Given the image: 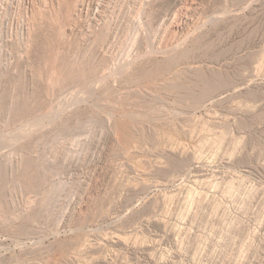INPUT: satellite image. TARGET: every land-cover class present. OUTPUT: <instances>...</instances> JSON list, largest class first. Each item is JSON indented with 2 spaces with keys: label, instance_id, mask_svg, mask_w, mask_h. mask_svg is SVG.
Wrapping results in <instances>:
<instances>
[{
  "label": "rangeland",
  "instance_id": "obj_1",
  "mask_svg": "<svg viewBox=\"0 0 264 264\" xmlns=\"http://www.w3.org/2000/svg\"><path fill=\"white\" fill-rule=\"evenodd\" d=\"M0 264H264V0H0Z\"/></svg>",
  "mask_w": 264,
  "mask_h": 264
},
{
  "label": "bare ground",
  "instance_id": "obj_2",
  "mask_svg": "<svg viewBox=\"0 0 264 264\" xmlns=\"http://www.w3.org/2000/svg\"><path fill=\"white\" fill-rule=\"evenodd\" d=\"M183 10V9H182ZM186 10V9H185ZM181 13H183L182 11H181ZM185 13V12H184ZM231 192V191H230ZM233 192V191H232Z\"/></svg>",
  "mask_w": 264,
  "mask_h": 264
}]
</instances>
